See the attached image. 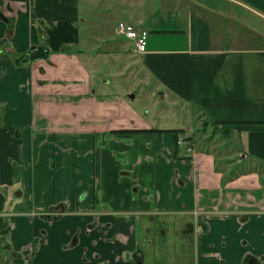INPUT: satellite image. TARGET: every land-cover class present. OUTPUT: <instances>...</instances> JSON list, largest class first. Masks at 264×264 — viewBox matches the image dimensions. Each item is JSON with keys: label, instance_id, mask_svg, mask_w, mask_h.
<instances>
[{"label": "crops", "instance_id": "crops-1", "mask_svg": "<svg viewBox=\"0 0 264 264\" xmlns=\"http://www.w3.org/2000/svg\"><path fill=\"white\" fill-rule=\"evenodd\" d=\"M78 1L0 0V264H264V0H121L147 30L137 75L247 155L226 182L185 128L97 94Z\"/></svg>", "mask_w": 264, "mask_h": 264}, {"label": "rangeland", "instance_id": "rangeland-1", "mask_svg": "<svg viewBox=\"0 0 264 264\" xmlns=\"http://www.w3.org/2000/svg\"><path fill=\"white\" fill-rule=\"evenodd\" d=\"M80 1L81 14L78 16L80 20L86 18L85 22L82 21L80 33L81 57L92 69L93 84L98 87L97 94H117L137 111L141 120L149 122L152 127L164 130L185 128L187 132H182L189 135L187 137L182 134L189 139L184 146L186 155L193 152V147L197 150L212 149L218 156L219 165L225 167V182L228 178L238 176L242 172L239 160L247 155L244 152L239 153L230 132L222 131L219 125H214L215 128L207 127L204 117L189 112V109L183 110L173 99H163L161 92L154 89L151 80L137 75L138 70L134 68L137 58L130 61L126 59V51L133 49V41L120 32L116 33L119 22L129 19L126 5L121 0H116L117 4L105 3L97 6L86 0ZM86 39L97 41L96 47L100 49L95 53L90 51L87 48L89 41ZM121 41H125L124 49L121 47L124 42ZM111 42L119 48L108 47ZM94 54L97 56L96 61H92L90 57ZM176 143L179 147L178 139ZM223 157L227 159L222 161ZM248 164L243 167L247 168ZM261 171L264 172V167H261Z\"/></svg>", "mask_w": 264, "mask_h": 264}, {"label": "built area", "instance_id": "built-area-1", "mask_svg": "<svg viewBox=\"0 0 264 264\" xmlns=\"http://www.w3.org/2000/svg\"><path fill=\"white\" fill-rule=\"evenodd\" d=\"M118 32L131 39L134 43V50L138 53H144L147 49V30L142 29L134 22L121 21L118 25ZM188 139L178 138V145H186Z\"/></svg>", "mask_w": 264, "mask_h": 264}, {"label": "flooded vegetation", "instance_id": "flooded-vegetation-1", "mask_svg": "<svg viewBox=\"0 0 264 264\" xmlns=\"http://www.w3.org/2000/svg\"><path fill=\"white\" fill-rule=\"evenodd\" d=\"M4 4H5V8H7V7L10 8V5H9L8 1L5 2ZM0 19L4 20L8 25H12V23L14 21L13 18L8 17V16L5 15L3 9H1V8H0ZM8 33H10V34L12 33L11 28L8 29ZM8 42H10L9 38L8 37H4L1 40V42H0V47L3 45V43H8ZM9 45H11V43H9ZM37 50H40L43 53H48V47L45 46V45H41L40 47L33 46V47L30 48V50L25 55L20 57V59H19V57H17L16 59H18V60L24 59L25 61H27V60L28 61L29 60L36 61V60H38V56H34V53H36ZM0 53H1V51H0ZM47 61H49L48 57H47ZM40 69L42 71H44L43 67H40ZM244 264H251L250 259H248V260L246 259V262Z\"/></svg>", "mask_w": 264, "mask_h": 264}, {"label": "trees", "instance_id": "trees-1", "mask_svg": "<svg viewBox=\"0 0 264 264\" xmlns=\"http://www.w3.org/2000/svg\"><path fill=\"white\" fill-rule=\"evenodd\" d=\"M218 124V123H217ZM151 131H153V132H168V131H172V132H174L176 135H179V133L180 132H182L183 130L182 129H172V130H164V129H154V128H152V129H150ZM224 181H225V176H224V179H223Z\"/></svg>", "mask_w": 264, "mask_h": 264}, {"label": "water", "instance_id": "water-1", "mask_svg": "<svg viewBox=\"0 0 264 264\" xmlns=\"http://www.w3.org/2000/svg\"><path fill=\"white\" fill-rule=\"evenodd\" d=\"M133 96V95H132Z\"/></svg>", "mask_w": 264, "mask_h": 264}]
</instances>
